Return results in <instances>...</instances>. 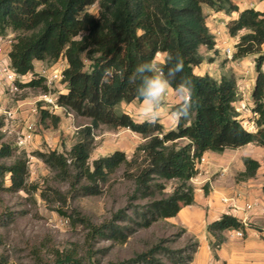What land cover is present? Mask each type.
Returning a JSON list of instances; mask_svg holds the SVG:
<instances>
[{
  "label": "trees",
  "instance_id": "obj_1",
  "mask_svg": "<svg viewBox=\"0 0 264 264\" xmlns=\"http://www.w3.org/2000/svg\"><path fill=\"white\" fill-rule=\"evenodd\" d=\"M94 4L98 6L97 16L87 11ZM203 6L224 14L238 13L237 19L227 24L231 37L244 32L236 44L234 60L257 55L250 108L254 132L248 131L239 118L235 107L238 87L232 74H224L217 80L193 72L205 60L200 47L212 50L215 46ZM8 32L16 33L8 56L12 70L19 76L33 74L34 62L52 64L66 60L65 92L57 95L56 103L88 121L78 131V139L68 153L53 150L36 155L69 184L75 196L100 195L109 177L123 169L126 177L134 180L136 198L149 200L134 212V218L117 214L99 226L72 211L68 216L72 225L80 224L87 229L88 254L95 240L123 244L135 227L148 228L192 205L194 189L189 182L199 174L197 163L204 153L221 154L250 144L264 149V56L261 55L264 9L239 11L234 0H0V37H6ZM160 53L166 58L156 71L153 65L150 70L136 71L137 65L155 61ZM168 54H179L184 62L183 72L175 78L169 73L171 63L165 66ZM150 77L170 81L172 89L181 77L192 82L190 115L172 130H164L157 121L137 122L116 109L121 103L142 102L144 98L138 89ZM20 87L47 92L42 79L33 78ZM179 104L173 105L172 111ZM38 118L42 123L47 118L54 125L59 122V117L46 109L38 110ZM2 126L0 117V130ZM100 126L129 130L140 135L144 142L134 150L131 159L115 151L90 165L93 132ZM19 150L14 143L3 142L0 131V193L36 189L27 184L28 159L25 154L15 156ZM243 165L244 171L238 175L242 180L254 178L261 166L249 157L243 159ZM167 182L175 185L165 195ZM239 229H244L243 224L230 215H222L208 224L206 233L214 239L211 249L223 243L224 232ZM197 246V243L193 246L192 253ZM157 249L135 259L109 264H162L154 257ZM192 258V255L178 257V262L189 264ZM55 264L82 263L74 254L55 251Z\"/></svg>",
  "mask_w": 264,
  "mask_h": 264
},
{
  "label": "rangeland",
  "instance_id": "obj_2",
  "mask_svg": "<svg viewBox=\"0 0 264 264\" xmlns=\"http://www.w3.org/2000/svg\"><path fill=\"white\" fill-rule=\"evenodd\" d=\"M242 1H245L247 6L254 4L250 2L251 0ZM87 11L97 16L98 6L96 4L89 6ZM240 33L244 32L241 31ZM15 36L16 33L8 32L6 38L13 41ZM261 51V55L264 56V46ZM218 57L216 58L220 61L223 54L219 53ZM256 58L235 66L236 69L241 71L240 75L246 78L255 77ZM222 64L223 61L217 62L216 66L219 68ZM51 65L39 62L34 69L37 71L42 66L50 67ZM153 68L154 71L157 70V63L153 64ZM229 71L234 70L230 69ZM56 87L57 85L51 92H55ZM166 92L168 97L163 96L155 106L156 116H160L164 111L166 112L168 103L177 96L170 87L167 88ZM43 93L40 89L25 88L16 95H3L7 102L3 101L4 106H1L7 111H16V115L9 124L11 134L1 132L2 141L15 143L16 134L23 129L26 121L36 120L37 131L35 134L39 136V146L33 148L30 145L26 150L20 149L15 154V156L19 154L26 155L28 159L27 184L30 187H36V189L31 190L29 188L26 192L20 191L18 193H0V264H55V251L74 254L82 264H109L135 259L137 255L147 253L155 247H158V253L154 257L162 264H181L178 262L180 260L178 257L185 258L192 255L194 258L198 249L197 246L196 252L192 253L193 246L197 243L196 239L188 234L186 230L166 219L158 220L148 228L135 227L133 234L123 244L95 240L91 244V253L88 254V247L85 243L87 229L80 224L72 225L71 219L68 217L72 211L78 212L92 224L99 226L110 221L117 214L134 218V212L142 209L149 203V200L136 198L134 180L127 178L123 169L118 170L109 177L107 183L103 185L100 195H74L69 184L60 180L56 172L48 168L36 153L53 150L59 153H68L78 139V131L88 124V121L75 117L72 112L70 118L60 110L63 120L56 125L53 124L50 118L42 123L39 118L35 119L30 112L25 122L17 120L18 104L30 101L31 108L34 105L38 107L39 103H36V100ZM243 100V94H239L235 107L240 114L239 118L242 120L243 126L248 131L254 132L256 129L252 122L254 115L251 113L249 106H243V103H241ZM123 105L120 104L116 108L117 111L127 112L124 111L126 106L123 107ZM129 112L132 116H135L131 111ZM168 112L170 113V111ZM93 134L94 143L88 160L90 165L94 160L108 156L115 151H121L128 159H131L134 150L144 142L140 135L129 130L111 129L107 126H100ZM246 157L263 164L264 150L251 144L236 150H227L221 155L220 161L231 162L236 167ZM12 160L13 158L8 160L7 163L12 162ZM221 170H225L227 174L226 168H221L219 172ZM239 174L236 173L234 177L239 179ZM189 184L193 189H196V182L192 183L190 181ZM6 185H8L7 182ZM174 185L175 182L166 183L165 195L171 193ZM61 212L65 213L66 216L62 215ZM117 223L126 225L123 222ZM128 224L132 225L129 221ZM209 242L213 244L214 239L212 238ZM174 257H177V260H175L178 263L175 262Z\"/></svg>",
  "mask_w": 264,
  "mask_h": 264
},
{
  "label": "crops",
  "instance_id": "obj_3",
  "mask_svg": "<svg viewBox=\"0 0 264 264\" xmlns=\"http://www.w3.org/2000/svg\"><path fill=\"white\" fill-rule=\"evenodd\" d=\"M250 2L254 4L247 6L245 1L234 0L239 11L245 9L262 11L264 9V4L261 0H251ZM202 10L206 17V25L210 34L214 38L215 46L212 50L200 47V53L205 60L202 64L195 67L193 72L198 76L207 74L217 80L224 74H232L237 81L238 96L239 94H243L244 96V100L243 102L241 101V103H243V106L245 107L249 106L250 109L251 90L254 83V77H243L240 75L241 71L236 69L235 66L242 65L245 62L256 58L257 55L246 56L234 60L235 62H231L226 59L223 52L225 47H231L234 55L236 44L238 43L240 36L243 35V33H240L231 37L228 33L227 24L230 21L236 20L238 13L224 14L223 12H215L206 6H203ZM263 46L264 44L261 48H263ZM219 53L223 54V58L220 61L217 59L219 58ZM165 58V54H158L156 56V62L154 63H157V69L164 63ZM222 61L223 64L218 68L216 66L217 62ZM37 64H39V62H34V67ZM230 69H233L234 71H229ZM174 93L176 92L174 91ZM164 97H168L167 92L164 94ZM3 101L7 102V99H5L0 93V105H3ZM29 102L30 101H24L18 104L19 113L16 117L17 120L25 122L28 119L31 110ZM177 103H180L178 96L168 103L167 111L162 112L155 120L160 123L166 131L172 130L176 127L177 123L171 118V112L173 105ZM121 104H124L123 107L126 106L124 111H127L125 113H127L133 120L137 122L147 121L141 114L143 111V101H133L129 104ZM129 111L135 116H132ZM168 111H170V113ZM54 115L59 117V121L63 120L59 110H57ZM38 138L39 136L34 134L33 140L30 143L33 148H38ZM226 151L227 150L224 152ZM223 153H204L203 156L206 159V164L202 166V171L191 180L192 183L196 182L197 184L196 189H194V203L182 207L175 217L166 220L176 226H180L196 239L198 249L191 264H264V238L261 234V230L264 228L263 164L260 163L261 166L254 178L240 180L234 176L236 173L244 171L243 162L236 165V167L231 162H221V155ZM221 168L227 169V174L224 177L218 175ZM237 193H241L243 196L242 200L239 201L240 208L245 202H254L257 206L250 211L244 212L241 210L230 209L229 205L221 203V198H231ZM222 215L233 216L241 223L245 220L246 226L242 230L244 237L237 238L233 235L232 230L226 231L223 233V243L217 249L212 250L209 245V241L212 240V238L206 233V226L219 220Z\"/></svg>",
  "mask_w": 264,
  "mask_h": 264
},
{
  "label": "built area",
  "instance_id": "obj_4",
  "mask_svg": "<svg viewBox=\"0 0 264 264\" xmlns=\"http://www.w3.org/2000/svg\"><path fill=\"white\" fill-rule=\"evenodd\" d=\"M13 41L7 39L6 37H0V93L2 95L11 94L16 95L21 93L22 88L21 84L28 82L29 80L42 79L43 84L47 88V92L39 95L36 103H39V106H32L30 113L35 119L38 118V110L46 109L49 113L54 114L57 110L65 112L70 118L72 114L68 112L66 109L58 106L56 103V98L58 94L65 92V83H63V72L67 68V63L65 59H59L55 63H52L50 67L42 66L39 70L34 71L33 74L28 76H19L17 75L10 66L9 61V52L11 49ZM224 55L227 60L231 62H235L233 59V51L231 47H225ZM57 85L55 92H51L52 89ZM16 111H7L0 105V117L3 118V126L1 128V132L3 134H11L9 129L10 122L15 118ZM36 120L26 121L23 129L16 134L15 145L19 149L26 150L30 147V143L33 140V136L37 131V127L35 124ZM206 164V159L203 157L197 163V168L199 173L202 171V166ZM226 174L225 170H221L219 172L220 177H224ZM243 196L241 193H237L235 196L231 198H221V203L229 205L230 209L233 210H241V211H250L254 207L257 206L256 203L245 202L243 206L239 207V201L242 200ZM243 226L245 227V220H243ZM232 233L237 238H243L242 230H232ZM262 237L264 238V228L261 230Z\"/></svg>",
  "mask_w": 264,
  "mask_h": 264
},
{
  "label": "clouds",
  "instance_id": "obj_5",
  "mask_svg": "<svg viewBox=\"0 0 264 264\" xmlns=\"http://www.w3.org/2000/svg\"><path fill=\"white\" fill-rule=\"evenodd\" d=\"M159 55H163V53H160ZM154 62L156 61L142 62L136 66V71L144 72L150 70ZM168 63H171L169 73L173 78L183 72L184 62L179 54L175 56L168 54L165 66H167ZM171 86L170 81L160 77H150L142 81L138 91L139 95L144 98L143 111L141 114L145 120L155 122L158 118V116L155 115V106L163 98L167 88ZM173 90L179 97L180 104L175 111L171 112V118L176 123H179L181 119H187L190 115V110L192 108L193 85L190 79L187 77H181Z\"/></svg>",
  "mask_w": 264,
  "mask_h": 264
}]
</instances>
